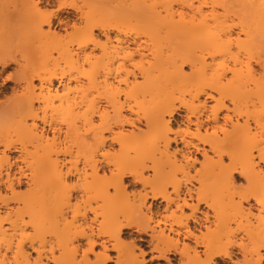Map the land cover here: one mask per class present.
<instances>
[{"label": "snow or ice", "instance_id": "obj_1", "mask_svg": "<svg viewBox=\"0 0 264 264\" xmlns=\"http://www.w3.org/2000/svg\"><path fill=\"white\" fill-rule=\"evenodd\" d=\"M86 7L76 0L5 4L4 23L6 27L18 25L23 10L50 42V52L63 55L65 47L71 49L75 44L85 52L89 48L99 52L112 43L107 27L117 25L94 22L90 15L82 14ZM260 8L264 25V0H260ZM176 22L183 23V14ZM236 30L213 29L214 40L199 69L201 83L193 89L196 95L181 99L174 94L165 105L155 98L150 101L144 91L151 65L147 48L121 49L123 55L111 75L97 71L99 57L89 52L79 57L72 72L65 73L70 77L67 85L63 76L49 86L46 74L37 79L34 73L26 86L37 98L39 94L47 97V107L42 101L36 111L44 132L40 123L32 122L43 145L39 150L42 159L38 162L26 152L17 163L16 176L7 170V179L0 186L19 198L21 206L31 199L46 209L54 165L57 197L67 210L66 216L57 213V229L67 232L72 226L77 229L75 235H83L87 243L75 249L71 259H64L63 232L41 233L32 214L24 212L23 227L14 237L19 243L4 253L0 264H9L8 256L13 257L11 264H132L122 259L128 249L136 256L134 264H177L171 253L181 249L196 256L195 262L182 264H264V239L257 248L250 231L236 229L234 222L235 236L221 230V194L237 220L245 214L255 219L258 206L264 223V41L257 60L251 47L245 46L248 34L242 33L245 40H240ZM112 35L119 39L116 33ZM217 42L219 52L212 50ZM9 59L0 63L8 64ZM189 67L192 73L198 71L195 64ZM18 71L17 65H11L0 80L5 84L15 81ZM257 80L261 86L259 112L230 108L229 104L237 103L235 87ZM218 107L227 113L222 120L217 116ZM202 115L207 116L206 122L201 121ZM9 147L0 144V167L5 169L13 162L11 158L4 161ZM57 152L67 153L62 162L54 159ZM129 180L136 181L133 187L139 191L131 190ZM152 201L164 202L160 213L155 212ZM205 205L208 210L202 213ZM128 228L150 233L153 246L145 250L139 246V237L126 239ZM237 240L239 253L232 247ZM213 247L221 250L212 251ZM22 252L23 261L17 259ZM222 256L228 259H219Z\"/></svg>", "mask_w": 264, "mask_h": 264}, {"label": "bare ground", "instance_id": "obj_2", "mask_svg": "<svg viewBox=\"0 0 264 264\" xmlns=\"http://www.w3.org/2000/svg\"><path fill=\"white\" fill-rule=\"evenodd\" d=\"M226 1L228 0H76L77 3L88 6L84 9V12L82 13L83 15H90L94 22L105 25L115 24L117 27H107V31L112 43L110 46L102 49V54L93 51L91 48L88 49V52H85L82 50L80 44H75L71 46V49L65 47L63 55H61L60 53L49 51L51 47L50 42L46 38H43L41 34L35 29L33 20L26 12H23V10L21 12L18 25H11L8 27L5 26L4 5L25 4L28 3L29 0H0V61L10 58L8 64L0 63V66L10 67L13 64L18 65V85L22 86L23 89L22 94L10 104V108L4 106L3 102L0 101V144L8 143L11 145V147H9V151L13 149L18 150L20 153L19 160H21L23 155L28 151L34 155L38 162L42 159V154L39 150L43 148V145L40 142L39 134L33 131L32 122L36 120L37 123H40L41 133L44 132V125L42 122L37 120L36 111L40 109L42 101H44V106L47 107V97L44 94H39V98H37L38 94L34 90L29 89L25 82L28 81L34 73H36L37 79L41 74H46L49 78V86L55 83L58 77L62 76L64 77L65 85H67L70 77L65 76V73H70L72 71L58 72L57 67L63 63L69 69H74L77 65V60L79 57L87 55L89 52L93 57H99V60L96 62V67L97 71L101 72V69L107 64L105 60L110 54H112V52L120 53L122 52L121 49L130 48L133 46L140 47L142 50L144 43L149 44L151 42L153 44V48H156V52L154 49L153 52L157 54V50L160 49L159 53L162 54L161 48L157 49V47L160 45V42H168L170 44L172 43L179 48L178 51V49L174 47V49L179 52H173V55H177V58L174 57L176 60H171V58L167 57L169 54H167V56H163L164 54L155 55L152 52L153 60H151L148 82L145 85L144 91L148 94L150 101L155 98L156 102L161 105H165L169 101L173 100L174 94H180L181 99H183L185 96L191 97L196 95V93L193 92V89H198L201 83L199 69L203 67V57L209 51V45L212 44L214 40L213 29L215 28L223 31L227 28L229 31H234V26L232 27L234 24L233 21L231 20L230 23L228 22L229 19H231V10L226 8ZM240 1H242L243 4L245 2L247 3V0ZM255 1L256 2H254V0L251 1V4L254 5H251L249 3L250 1H248L249 6L245 5L248 7L245 8V10H248L242 12V8L240 10L241 12L238 13L239 16L243 14L241 15L243 17H239V19L243 18L244 20H240L242 22L246 21L244 23H241L240 21L239 23L243 25L247 24V26L244 25V27L243 25L239 24V27H242L240 28L241 30H239V32L237 31L238 34L235 36L240 40H245V38L242 39L244 36H241L242 38L240 37V32L247 33L248 40L246 42L251 44L249 45L245 42V46L247 45L248 47H251L253 45L252 42H256V40H258V42L261 40L264 41V38L262 39V34H264V26L260 20V16L262 15L260 0ZM208 5H213L214 7L209 8L207 7ZM221 5L224 7H220ZM253 6H255V8H253L255 10H252ZM250 7L251 10L249 9ZM249 10L251 12L248 13ZM72 11L75 15V10ZM255 12H259L257 18L251 17V15ZM181 14H183V23H177L176 21L180 19ZM248 14H250V19L253 18L251 22L254 23L253 25L256 28V31L259 32V35H256V37L253 34L257 32H254L255 29L250 24ZM244 15H246V17ZM247 18L249 20H247ZM254 19L257 20L255 21L257 23L254 22ZM250 26L252 28H250ZM121 28L123 31H119ZM103 31L104 29H100V32ZM115 32H117L116 34L118 35L119 39H116V36L112 35V33ZM237 32L235 31V33ZM250 32L252 36L250 35ZM145 33H147V36H144ZM250 36L251 38L254 36L252 39H256L251 40ZM138 38H145V40L143 39V42L141 41L140 44H137ZM15 41H17L21 49L7 46L8 42ZM260 43H262V41ZM163 44L164 43L161 45ZM83 47L87 48L88 46L84 45ZM253 48L251 49L254 50ZM212 50L219 52L221 50L220 44L217 42ZM259 58L257 60H259ZM185 64H195L198 71L196 73H192L190 70L189 73H186L184 68ZM169 66H172L174 69L170 71L171 68H169ZM106 67L107 66L104 68L106 69ZM103 73H107L108 75L112 74L110 70H106ZM104 79L105 76L101 75L100 81H103ZM56 86L61 87V85L58 83ZM35 87L36 85L33 81V89ZM73 87H75V85ZM260 87L261 86L258 80L255 82H245L236 86L234 89V98L236 99L237 103L235 106L229 104V107H235L237 110H239L241 105H246L245 108L252 104V106L257 104L259 105V103L261 105ZM189 103H191L190 99ZM257 106H254V110L257 109ZM259 109L254 111V113L259 112ZM245 110L248 113L247 109H244L243 111L245 112ZM225 114L227 113L218 107L217 116L221 119ZM216 118L217 117H214V120ZM200 119L201 121L206 122L207 116L202 115ZM10 122L13 123L10 124ZM5 125H11V130H13V133L15 134L12 133L11 135V132H9L10 129L9 131L4 130L3 128ZM50 126L51 120L49 121V127ZM213 127H215V123H213ZM12 128H15V130ZM13 136H16L17 139H14ZM61 154L63 153L57 152L54 159L62 162L63 160L60 157ZM8 158H10L9 155L8 157H4L5 163H7ZM11 165L12 163L7 164V169L0 167V184H2V180L7 179V170H11ZM12 175L16 176V171L12 173ZM6 197L7 199H5ZM11 202H13V204L15 203V205L11 206ZM218 203L220 204L223 213L221 230L223 232L231 231L233 232V236H235L236 233L231 227L234 222L236 229L250 231L251 239L258 248L261 240L264 239V232H262V229H264V223H262L259 219V207L257 206L255 209V219H250L245 214L239 220H237L232 214L229 202L224 199L223 194L220 195ZM249 207H251V205H249ZM4 208H6L7 213L4 221L7 222V225H5V223L3 225V219H0V259H4V253L6 251H10L14 244L19 243L18 240L14 239V237L23 227L24 212H29L32 214L33 222L38 225L41 233L57 230L63 232V239L65 243L64 259H71L75 254V249H82L84 247L82 244L83 242L81 241H86V239L83 235H75L77 231L76 228L69 226L67 232H64L62 227L57 229L58 221L55 219L57 213L66 216L67 210L62 207L61 200L57 197V174L54 165L52 166L50 173V181L48 184V203L46 209L42 210L31 199L26 200L23 206H21L19 203V198H14L13 196L9 195L7 188L0 186V213L4 211ZM212 215L214 219V213H212ZM85 219H88V217H85ZM193 227H195V225H193ZM79 228L83 230V221L80 222ZM179 231L180 229L177 228L178 233ZM241 239H243V237H241ZM69 240H73V243L69 244ZM167 243V241H164L165 245H167ZM239 244L240 241L237 240L236 243L232 245V247L237 246L239 248ZM29 247L32 248L33 246L29 244ZM219 250H221L219 247H213L212 249V251ZM173 252H176L180 255L179 264H182V262L186 260H191L193 262L196 261V256L194 253L187 255L182 249ZM12 258V256L7 257L9 264H11ZM220 258L223 260L228 259L227 257L223 256ZM251 258L252 257L250 255L249 259ZM17 259L21 261L25 259L23 252L19 257H17ZM122 259L134 264L136 256L130 249H128L125 250Z\"/></svg>", "mask_w": 264, "mask_h": 264}, {"label": "rangeland", "instance_id": "obj_3", "mask_svg": "<svg viewBox=\"0 0 264 264\" xmlns=\"http://www.w3.org/2000/svg\"><path fill=\"white\" fill-rule=\"evenodd\" d=\"M244 1V0H243ZM248 1H250L249 3L251 4V1H253V0H247V3L245 2L244 4H243V2L242 1H240V0H228V1H226L227 3H226V8H228V9H230L231 10V12H230V15H231V19H229V23L231 22V20L233 21V25H232V27H233V29L234 30H236V29H239V30H241L240 28L242 27H239L240 25L239 24H241V23H244V22H246V21H244V22H242L241 20L243 19H239V17H243V16H241V15H243V14H241L240 16L238 15V13H240L241 11L242 12H245L246 10H248V9H246L245 10V8H248L247 6H249L248 5ZM254 2H256L255 0H254ZM253 3V2H252ZM245 5H247V6H245ZM251 5H254V4H251ZM250 5V6H251ZM256 6V5H255ZM255 6L254 7H252V10H255V9H253V8H255ZM243 8V9H242ZM242 9V10H241ZM250 10H251V7L249 8ZM233 10V11H232ZM241 10V11H240ZM248 11V13L249 12H251V11ZM234 14H233V13ZM259 12H255V13H253L252 15H251V17H253V18H257V16L259 15L258 14ZM245 14V13H244ZM247 14V13H246ZM251 14V13H250ZM250 14H248L249 15V19H250ZM245 17H246V15H244ZM237 17V18H236ZM261 17V16H260ZM259 17V18H260ZM233 18V19H232ZM247 18V20H249ZM253 18H251L249 21H250V24L252 25V27H254V23H252L251 21L253 20ZM246 19V18H245ZM239 20V21H238ZM244 20V19H243ZM261 20V19H260ZM241 21V23H239ZM255 21H257V20H255L254 19V22ZM255 23H257V22H255ZM236 24V25H235ZM230 25V24H229ZM241 25H243V24H241ZM244 25H246L247 26V24H244ZM243 25V26H244ZM237 26H238V28H237ZM264 26V25H263ZM236 27V28H235ZM245 27V26H244ZM251 26H250V28H252ZM247 28V27H246ZM248 29V28H247ZM247 29H245V30H247ZM254 29H255V31L254 32H257L256 31V28L254 27ZM239 30H236V32L238 31L239 32ZM252 30V29H251ZM250 30V31H251ZM238 32L237 33H235V35L236 34H238ZM115 33H117V32H115ZM242 32H240V37L242 36H244V35H242L241 34ZM263 33V32H262ZM261 33V34H262ZM113 34V33H112ZM250 35H251V32H250ZM253 35H255V37H256V35H259V32H257V33H254ZM263 36H264V34H262ZM252 36V35H251ZM251 36H250V38H251ZM262 36V39L264 38ZM241 37V38H242ZM254 37V36H253ZM252 37V38H253ZM245 38V36L242 38V39H244ZM251 38V40H255L256 38H254V39H252ZM261 38V37H260ZM145 40V38H142V40ZM258 39H259V36H258ZM141 40V41H142ZM251 40H250V42H251ZM261 41H263V40H261ZM260 41V42H261ZM143 42V41H142ZM260 42H258V40H256V42L254 41V42H252V46H251V48H253L254 50H253V52H254V55H255V58L256 59H258L259 57H260V49H261V44L262 43H260ZM22 43V42H21ZM149 43V42H148ZM162 43H164L163 45H161ZM160 42V45L157 47V49H159V48H161V52H162V54L161 53H159L160 51V49L159 50H157L158 51V55H163V56H167V54H169L167 57H169V58H171V60L172 59H174V60H176L175 58H177V55H173V52H176V53H179L178 51H179V48H178V46L176 47L175 45H173L172 43L170 44V43H168V42ZM150 44V45H149ZM149 44H145L144 43V45H143V49L144 48H148V45H149V48L147 49V52L151 55V60H153V54H152V52H153V44L150 42ZM167 44V45H166ZM170 44V45H169ZM246 44H249V43H247L246 42ZM166 45V46H165ZM249 45H251V44H249ZM257 45H260V46H257ZM7 46H9V47H13V48H18V49H21V47L19 46V44L17 43V41H15V42H8L7 43ZM145 46V47H144ZM157 46V45H156ZM162 46H164V47H162ZM168 46H169V48H168ZM172 46H173V48H172ZM247 46V45H246ZM155 47V46H154ZM166 47V48H165ZM174 47L175 48H177L178 49V51L176 50V49H174ZM248 47V46H247ZM165 48V49H164ZM168 48V49H167ZM142 49V50H143ZM152 49V50H151ZM156 49V48H155ZM155 49H154V51H155ZM163 50V51H162ZM171 51H172V53H171ZM156 52V51H155ZM155 52H153L154 54H155ZM165 52V53H164ZM169 52V53H168ZM180 52H181V50H180ZM99 54H102L103 53V50H101V51H99L98 52ZM157 54H155V55H157ZM123 55V52H120V53H113L112 52V54H110L109 56H108V58L105 60V62H107V64L105 65V66H107L106 67V69L103 67L102 69H101V73H103V72H105L106 70H111L112 68H113V66H115L116 64H117V61L119 60V58L121 57ZM172 55V56H171ZM173 57V58H172ZM175 57V58H174ZM260 59V58H259ZM13 65H16V64H13ZM18 66V65H17ZM9 67H2V66H0V77H3L4 76V74H5V71L8 69ZM58 68V72H62V71H73L74 69H69L67 66H65V64H61L59 67H57ZM169 68H171L170 69V71H172V69H174V68H172V66H169ZM184 68H185V71H186V73H189L190 72V67H189V65L188 64H185L184 65ZM14 71H15V69H13ZM257 71H259V70H257ZM75 84L73 83V86H74ZM23 89H22V86H19L18 85V80L16 79L15 81H12V82H9L8 84H5V83H3V81L2 80H0V101L1 102H3V105L4 106H7V108H10V104L13 102V101H15V99L19 96V95H21L22 94V91ZM253 105V104H252ZM252 105H250L249 107L247 106V108H245V106L246 105H241V107L239 108V110H242V108H243V110L244 109H247L248 110V112H250L251 111V113L252 114H255V113H258V112H255L254 113V111H256L257 109H259L260 107H261V105H260V103H259V105L257 106V105H254V106H257V109L256 110H254V106H252ZM259 107V108H258ZM249 108V109H248ZM245 112L247 113V111L245 110ZM181 118L183 119V114H181ZM221 120H222V118H221ZM13 123V122H12ZM11 122H10V124H12ZM177 125L179 126V121H177ZM9 127V128H8ZM11 125H9V126H7V125H5L4 126V130H8L9 131V129H10V131L9 132H11V135H12V133H13V130H11ZM12 129H14L15 130V128H12ZM13 134H15V133H13ZM13 138L14 139H17V137L16 136H13ZM179 144H180V147L182 148L183 147V141H180L179 142ZM31 148V147H30ZM32 149V148H31ZM17 153H19V151L18 150H11V151H8V155H9V157L12 159V165H11V171H13L12 173H14L15 171H16V168H17V163L20 161L19 160V155H17ZM0 155H1V153H0ZM67 155V153L65 152V153H63V154H61L60 155V157H61V159L63 160L64 159V156H66ZM69 159H71V157H69ZM18 161V162H17ZM17 162V163H16ZM8 167V166H7ZM136 182L134 181V180H129L128 181V184H129V187L131 188V190L132 191H139V189L138 188H135V187H133V185L135 184ZM152 203H153V205H154V210H155V212H157V213H160V209H161V204L162 203H164L163 201H161L160 203H156L155 201H152ZM10 205L12 206V205H15V203L13 204V202H11L10 203ZM165 207H166V204H165ZM5 212H4V211ZM2 211L3 212H1L0 214H1V216H0V219L2 220V222H3V225H4V223H5V225H7L6 223V221H4L5 220V218H6V216H7V213H6V208H4ZM208 209H207V206L205 205L204 207H202L201 208V212L203 213L204 211H207ZM6 213V214H5ZM2 217V218H1ZM198 219H199V217H198ZM191 224L192 225H195V221H192L191 222ZM204 230V229H203ZM125 231H127V233H128V235H127V237H125L126 239H137L138 237H139V239H138V243H139V246L141 247V248H145V250H147V247H151V246H153L152 245V241H151V234L150 233H142V234H139V233H137L134 229H125ZM81 242H83L82 244H83V246H85L86 245V241L85 240H82ZM85 243V244H84ZM234 248H236L237 249V253H239V251H240V249L237 247V246H235ZM32 248L31 247H29V250H31ZM171 255L172 256H174L175 258H176V261H177V264H179V260H180V255L178 254V253H176V252H173V253H171ZM235 258V257H234ZM219 259H221V260H223L222 258H219Z\"/></svg>", "mask_w": 264, "mask_h": 264}]
</instances>
